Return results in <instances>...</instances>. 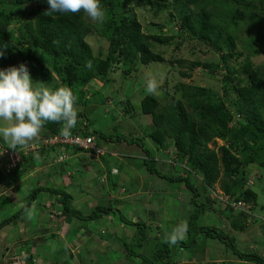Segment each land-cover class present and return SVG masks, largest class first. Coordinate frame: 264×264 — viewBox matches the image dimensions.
Here are the masks:
<instances>
[{"label":"trees","instance_id":"obj_1","mask_svg":"<svg viewBox=\"0 0 264 264\" xmlns=\"http://www.w3.org/2000/svg\"><path fill=\"white\" fill-rule=\"evenodd\" d=\"M125 1L127 0H100L110 11L112 24L107 37L109 42L107 48L97 53L90 41L93 28L85 21L82 12L48 15L45 14L48 8L46 0H0V50L3 51V56H0V69L26 64L32 79L39 87L47 86V81L54 80L55 76L52 72H55L64 87L71 88L76 102L90 104L93 100L97 101L102 92L88 96L86 88L96 79L105 81L109 86L111 82H108L115 78L114 72L123 67L122 65L127 67L126 75L132 74V71H138L139 68L143 69V66L153 69L155 65H163L165 68L167 66L165 58L162 53L154 50V46L157 42H168L174 36L164 35L163 32H145L138 16H133L132 12L125 15ZM177 1H181L186 6L194 5L196 9L185 12L178 10L179 13L176 15L172 13L177 19L176 25L185 33L194 36L198 44L208 46L220 57L216 65L201 60L179 59L178 62L182 67L192 70L201 66L212 69L220 67L219 70L226 84L235 80L240 82L232 86L237 98L233 103H227L217 91L200 84L186 82L178 87L181 89L180 97L172 95L165 105L156 95L147 94L141 101V109L143 113L151 116V122L155 128L150 131L146 130L145 138L137 134V130L140 131L142 128L143 121L132 126L133 128L130 129L133 130L128 132V135H107L97 128L92 129L86 120H81L82 117H87L86 111H78L77 125L72 129V134L92 136L96 146L103 149V153L97 156L94 148H84L78 145H66L61 151L62 146L60 145L42 146L36 151L22 154V159L14 167L6 168L0 165V211L10 208L15 203L5 190L8 188L14 190L16 186V190L19 191L24 186H33L18 198L20 203H23L21 209L10 217L0 219V231L7 226L10 227L9 230L15 225L18 226L23 220L24 209L30 206L32 208L35 200L43 193H50V196L54 198L52 207H56L59 212L57 215V209L55 211L46 209L49 211V217L76 220L77 232L84 231V233L94 235L88 228L87 222L107 216L109 213L117 214L126 210L129 197L133 194L140 196L135 190L138 187L134 188L129 185L130 181L125 183L123 186H128L126 194L108 199L106 204L98 203L92 212L85 214L74 205L75 201L82 198V193L87 190H83L82 186L77 184H64L65 186L59 187L56 186V182L74 176L75 172L82 173L86 171L85 168L92 171L98 166L100 179L106 184L109 183L108 185L113 188L115 194H118L122 185L118 181L117 174L123 167H127L124 160L127 159L130 162L135 161L136 167L144 170L142 171L145 177L144 187L155 186L158 190L164 191L163 194L160 193V196L164 197L169 193V187L174 186L177 190L186 192L188 198L183 203L185 208L179 207V213L188 212V220L184 219L185 213L183 216L181 213L187 225V237L177 244L179 250L196 248L194 257L197 256L198 261L204 260L207 239L211 238L214 239L215 244L223 243L229 249V251L217 249L225 256L220 264L233 263L228 260L232 255L237 256L242 262L246 260L248 264H264V254L255 250L241 249L232 235L233 231L242 232L248 227L252 213L249 211L251 206L250 209L247 206L255 205L259 198L258 191L253 189L248 182L253 168H264V63L256 64L252 59L241 63V71L239 70L241 78L236 75L237 72L232 68V63L242 59L244 50L254 55L264 54V0H135V5L150 6L157 9L155 12H159L170 3L176 4ZM25 3H35L36 6L27 11L23 6ZM21 13L25 16L20 28L23 32L22 38L18 36L15 29H10V25L15 20L13 15L19 16ZM240 29L241 33L243 30L246 32L247 37L242 34L240 36ZM242 42V51H238V46ZM34 50L50 52L52 67L49 68L35 56L32 53ZM251 53L250 57L253 56ZM86 61H92L91 69L86 67ZM181 74L191 77L192 71H182ZM224 88L228 90L227 86ZM120 105H125V103L120 100L116 101V106ZM111 113L113 117H118L117 110L112 109ZM127 114L129 116L128 109H126ZM126 115L124 119L127 118ZM60 127L58 123H46L39 137L34 141L43 136L60 135ZM216 138L225 141L218 149L209 146V142ZM34 141H30L28 145ZM0 144L4 149L12 150L7 148L2 139H0ZM110 144H112L111 150H108ZM58 151L64 153L65 156L59 160V164L55 165L52 173L45 170L43 174L33 175V179H28L32 176L31 171L37 166L38 160L44 159V155H49L48 158L52 157L51 160L56 159L62 155L58 154ZM107 151L115 160L112 156L103 158ZM114 152L119 155H115ZM120 155L124 156L123 160ZM118 160L125 161V164L120 166L121 163H118ZM163 164H167L168 170ZM115 167L117 173L113 172ZM127 169L126 171L129 172L135 170L133 165ZM53 173H59L54 185L49 178ZM106 177L108 178L105 181ZM44 179H47L45 183ZM216 184L223 191V200L210 196L211 190L212 192L218 191ZM71 186L79 190V197H75L73 192L65 189ZM103 189L106 192L105 184H103ZM203 191L207 192L205 196L202 194ZM107 194L109 196L110 193ZM156 199L160 200L159 195ZM11 201H13L12 204H10ZM115 203L125 204V208L121 206L116 208ZM131 204H128V207ZM145 208L142 207L136 216L141 212H146ZM206 210L218 212V220L224 223V227H220L219 230L216 225L212 227L200 224L199 219ZM45 217H47L46 212L43 213L40 223L52 225L53 220L45 221ZM150 217L156 219L153 222L154 225H149L147 220L140 216L136 221H126L128 224L136 225L139 234L132 233L130 234L131 240L123 242L120 233L116 232L118 243L122 242L123 248L128 249V256L132 254L141 256L143 261L149 264H155V261H163L162 264H174V261L164 260V258L171 257L172 246L165 243L163 239L168 233L161 230L160 226L158 227V221L162 218L160 219L154 211ZM121 219L127 220L123 213ZM256 220L264 224L262 217H256ZM177 224H182V222ZM149 226H155L157 235L150 240L152 241L151 255L141 254L140 251L134 249V246H142ZM18 232L21 238L15 241L27 242L28 233L25 235L21 226ZM42 232L36 229L33 233V237L37 238L33 239L29 249L23 250L28 251L29 257L26 261L21 260L20 264H36L34 259L37 257L45 259L49 264H54L59 260L53 253L39 255L38 249L34 248L42 239L39 237ZM11 233L12 230L9 231V234ZM8 236L3 237L0 234V239L4 240L0 241L1 246L4 242L6 246L15 242L13 239L5 241ZM160 238L163 240H158ZM1 251H3L2 248ZM212 262L214 260L207 264Z\"/></svg>","mask_w":264,"mask_h":264},{"label":"rangeland","instance_id":"obj_2","mask_svg":"<svg viewBox=\"0 0 264 264\" xmlns=\"http://www.w3.org/2000/svg\"><path fill=\"white\" fill-rule=\"evenodd\" d=\"M103 9L106 12V20L104 23H96L90 21L88 18L85 17V21L90 24L93 28V33L90 35V41L92 42V46L95 48L96 52L98 53L102 49H106L109 42L107 40V37L110 34L111 31V13L109 10L106 9V7L103 5L102 2H100ZM27 11H30L33 6H36L35 3H25L23 5ZM124 6L126 8L125 15L131 13L133 16L136 15L138 18L142 21L145 32H153V33H164V35L174 36V38L168 42H157L154 46V50L157 52H160L163 54L165 58V64L167 65L165 68L163 65H155L153 69H150V67L146 68V66H143V69L139 68L138 71H132V74L126 75L125 69L126 66L122 65L123 67H120L117 71L114 72L115 78L111 79L108 83H110L109 86H107V83L102 80H95L90 84L89 87L86 88L87 95L91 96L94 95L96 92H102L98 96V100H93L92 103L86 104L84 102L78 103L75 101L74 107L78 111L87 112V117H82L81 120H86L89 122V125L92 127V129H99L103 132H105L107 135L109 134H116L118 136L122 135H128L127 133L132 131L134 125L138 124L139 121H143L141 130H137V134L140 137H144L146 135V130L150 131L153 130L155 127L152 125L151 122V116L149 114H145L142 112L141 109V101L142 99L147 95L145 88H146V81L148 79H155L158 83V92L156 96L161 100L162 104H166L169 98H171L172 95L176 97H180L181 95V89L178 87H181V84L186 82L189 84H200L202 86H206L214 91H217L220 95L223 96L224 100H226L227 103H233L234 99H236L237 94L232 89V86L234 84H240L238 80L233 81L232 83L226 84L223 80V75L219 68L212 69L211 67H198L197 69H190L187 67H182V65L178 62L179 59H186V60H201L205 63H213V65L219 63V54L215 51H211L208 46L201 45L197 43V39L194 38V36L185 33L182 31L178 25H176L177 19L175 16L172 15L174 13H179L178 10H182L183 12L188 10H194L196 9V6H186L181 1H177V3L172 5L171 3L164 7V9H161L159 12L157 9H154L150 6H137L135 5V0H127L124 3ZM212 7V6H210ZM178 8V9H176ZM216 10L215 8H212ZM118 16V15H117ZM17 17V18H16ZM13 18L15 20L10 25V29H15L17 31V34L19 37L22 38V30L21 24L22 20L25 19V16L21 13L19 16L17 14L13 15ZM241 34L244 37H247L246 32L243 30L241 33L240 29V36ZM242 44H239L238 51H242ZM243 56L242 59L240 58V61L236 63H232V68L237 72V76L241 78V74L239 73V70L241 71V63L245 62L248 59H252L256 64L264 63V54H253L247 50L242 51ZM35 56L40 58L49 68H51V60L52 54L48 51H41V50H34L32 52ZM250 53L253 54V56L250 57ZM49 59V60H48ZM164 68V69H163ZM163 69V70H162ZM162 70V71H161ZM161 71V72H160ZM165 71V72H164ZM182 71L191 72V77H186L181 74ZM55 76L54 80H49L46 82V85L50 89H56L61 87L62 82L57 77L55 72H52ZM126 77L124 78V76ZM34 87H39L38 84H35V80H33ZM63 85V84H62ZM64 86V85H63ZM225 86L228 87V90H225ZM101 96H103V99H101ZM123 101L126 105H120L116 106V101ZM129 110V116L126 115V109ZM112 109L117 110L118 117H113L112 115ZM232 113H234L231 110ZM124 115L127 116L126 119H124ZM236 121V120H235ZM241 121L242 118H241ZM133 126V127H132ZM44 129V128H43ZM144 130V131H143ZM132 137V136H131ZM130 137V138H131ZM225 141L221 138H216L209 142V146L215 149H218L220 145L224 144ZM106 144V143H104ZM114 145V143H113ZM126 145V144H125ZM112 144L109 145L108 150H111ZM62 152L58 151V154ZM115 155H119V153L114 152ZM109 156H112L108 151L106 154H104L103 158H108ZM160 156V154H159ZM49 155H44V159H39L37 166L34 168L35 170L32 171V176L28 177L29 180L33 179L36 175H41L44 173V171H52L56 164L60 163V156L58 158H54L51 160V158H48ZM124 157V156H123ZM121 155L120 158L122 160L124 159ZM113 158V156H112ZM158 158V156H157ZM115 160V158H113ZM126 161V166L131 167L133 165V168L135 169L133 172L126 171L128 170L127 167L120 170V173L118 175V181L122 185L120 189L118 190V194H115V191L112 190L110 185L106 184L104 181L100 179V172L98 169V166H96L95 170L89 171L87 168H85L86 171L75 172L74 176L65 178L61 182L58 180L56 182V186H65L64 184H77L81 185L83 190H87L86 192L82 193V198L77 199L78 201H75L74 207L81 210L85 214H88L92 212L94 208V204L92 205L90 201H93L95 204H106L108 199H113L117 196H122L126 194L127 192L125 183H129V185H132V187L135 186L138 187L135 190L138 192L139 195L133 194L132 197H129V201L126 205V210L121 211V213H109L108 216L115 217V221L117 220L116 225H114L113 228H111V232L108 229V226L106 229H104L106 226L103 222H105V219L108 216H101L99 218H95L91 221L87 222L88 228L91 230V232L97 233V228L99 227L98 231H101V228L107 232L109 237L106 239L108 242L109 240H112V242L115 243L114 248L121 250V253H118V256L114 257V260H104V261H94V258L89 257V247H85L87 245L85 244H79L77 241V227L71 226V236L66 239L61 238V234L57 233L59 229V221H54L55 225H50L49 223H40V220H42V215L44 212H46L47 217H45V221L51 220V217H49L48 212L46 211V203L48 201V197H50V193H44L43 195L39 196V200L41 199V204L34 205L32 209H34L35 212V218L33 220H28L23 216L22 222L19 223V225H15L14 228H12V233L9 234V236L5 239V241H12V239L15 241L16 239H20V233L18 234L19 226L23 229V233H28L27 242L20 243L18 241H15L14 244H11L9 246H6V243L4 242L0 248L3 249V251L0 250V264L4 261H13L14 264H20L21 260H27L28 257V251L30 248L33 239L37 237H33V233L36 231V229L40 228V231H43L42 233L44 235H41L40 237L44 239L46 242L50 244L49 251L46 248V242H41L42 239L39 240V244H37L38 254L39 255H45L46 253L50 252V254H54L56 258H60V254H69L73 252V255L80 254L78 249L82 250L81 256L85 258V260L82 261L83 264H149V262L143 261L141 256L138 255H129L128 256V249H122L123 246L120 245L117 241V236L115 235L116 232L120 233V238L125 241H130V234L136 233L139 234V231L136 229V225L128 224L126 221H136L138 220V217L140 216L142 219L147 220V223L149 225H154V219H151L150 215H152V212L154 211L155 214L159 215V218L161 220L158 221V227L160 226V229L165 231L166 233H171L172 229L176 227L178 222H182V224H186L185 218L188 217V212L185 213L184 219L182 218L181 213H179V207L184 209L183 203L187 200V194L186 192L180 191L176 189V186L169 187L168 190L169 193H167L164 197L160 196V193L163 194L164 191L158 190L157 187H144L145 184V177L144 172L142 173V169H139L136 167V162H130L127 159H124ZM160 160V158L158 159ZM125 161L120 162L118 160V163H121L120 166L125 164ZM128 163V164H127ZM130 163V164H129ZM139 163V162H138ZM165 169L168 170L167 164H163ZM117 167H120L116 165ZM139 166V165H138ZM116 168V167H115ZM52 173V172H51ZM72 173V172H69ZM117 173V172H116ZM59 173H57L58 175ZM34 175V176H33ZM27 177V176H26ZM108 178V177H106ZM47 179H44V183ZM52 184L54 185L53 179H51ZM103 184L106 185V192L103 189ZM250 186H252L253 189L257 190L259 193V198L256 204L248 205L250 206V212L252 213V217H250L248 222V227L244 231H233V236L235 237V243L243 250H255L258 251L261 254H264V224L261 223V221L256 220V217H262L264 219V168H253L250 176V180L248 182ZM124 185V186H123ZM61 186V187H63ZM33 186L28 185L21 188V190H16V186L14 187V190H8V195L10 196L11 201L10 204L12 206L10 208H7L5 210L0 211V219H3L5 217H10L13 213H15L18 209H21V204L19 201V197L23 196L24 193H27ZM68 187V186H67ZM65 188V187H64ZM216 188H218V191L209 192L214 198L221 199V195L223 194V191L220 189L219 185L216 184ZM68 192H73L75 197H79L78 189H74L72 186L70 188H65ZM107 193H110L109 196ZM156 193V194H155ZM207 192L203 191V196H205ZM154 195V197H153ZM159 195V199H156V197ZM88 196V197H87ZM136 196V197H135ZM54 200V198H53ZM223 200V199H222ZM7 202V200H5ZM9 201V200H8ZM90 203H89V202ZM131 203H136L131 204ZM9 204V205H10ZM128 204H131L128 207ZM253 205V206H252ZM125 208V204L122 205L120 203H115V207ZM142 207H146L144 210L146 212H141L138 216L136 214L139 212V210H142ZM31 208V206L29 207ZM178 209V210H177ZM122 213L124 214L125 218L127 220L121 219ZM162 216V217H160ZM181 218V220H180ZM122 221H121V220ZM176 219V220H174ZM188 220V219H187ZM176 221V222H175ZM200 224L204 225H210L214 227L216 225L220 230V227H224V223L218 220V212L206 210L199 219ZM124 222V223H123ZM15 223V222H14ZM157 227V228H158ZM9 226L3 229L5 233H8ZM155 226L151 227L149 226L148 232L145 235L144 243L142 246H134V249L140 251L141 254H150L151 251V239H154V237L157 235L155 231ZM51 230L52 234L50 233ZM104 232V233H105ZM103 233V231H102ZM113 238H110L111 234ZM2 236L3 232L0 233ZM26 235V234H25ZM65 235V234H63ZM90 235V236H89ZM91 233H85L84 240H88L89 243L92 242V240L97 237V234L93 235ZM187 237V234H186ZM82 239V238H81ZM73 241V244L76 245V249H73L71 245L68 247L66 243ZM158 240H163L162 238ZM3 242L4 240H1ZM58 242V249L52 250L51 245L53 242ZM202 241V240H201ZM17 242V244H16ZM13 243V242H12ZM206 251H205V259L204 260H197L198 257H194L196 248L193 249H187V248H181L180 250L177 248V244L172 245V255L171 257L164 258L166 262L174 261V264H207L211 260H214L211 264H220L221 260H224L225 258L224 254L221 253L217 249H228L226 245L223 243H214V239L208 238L206 243ZM64 246V248H63ZM122 246V248H121ZM155 250V249H153ZM3 254L5 255V258H3ZM96 257H99L100 254H96ZM194 257V258H193ZM227 259V258H226ZM229 264H248V262L241 261L237 256H230ZM61 262V260H59ZM67 261V259H66ZM69 263H73L72 260H68ZM216 262V263H215ZM163 261H155V264H162Z\"/></svg>","mask_w":264,"mask_h":264},{"label":"clouds","instance_id":"obj_3","mask_svg":"<svg viewBox=\"0 0 264 264\" xmlns=\"http://www.w3.org/2000/svg\"><path fill=\"white\" fill-rule=\"evenodd\" d=\"M45 14H79L92 22L104 23L106 12L100 0H46ZM0 56L3 51L0 50ZM92 68V61H86ZM33 79L26 64L0 69V139L7 148L18 150L36 140L46 123L61 125L59 133L68 138L77 125L78 113L74 107L76 97L69 87L50 89L47 86L34 87ZM145 91L156 95L158 83L155 79L146 81ZM2 154V153H0ZM24 216L35 218L34 209L26 207ZM187 225L179 224L163 239L170 246L186 238Z\"/></svg>","mask_w":264,"mask_h":264},{"label":"crops","instance_id":"obj_4","mask_svg":"<svg viewBox=\"0 0 264 264\" xmlns=\"http://www.w3.org/2000/svg\"><path fill=\"white\" fill-rule=\"evenodd\" d=\"M88 169V168H87ZM35 169L33 168V170L32 171H34ZM32 171H31V173H32ZM56 176H57V174L55 173H53L49 178L50 179H53V181H57V178H56ZM106 179L107 178H105V181H106ZM102 180V179H101ZM109 184V183H108ZM10 189V188H9ZM9 189H7V190H5V192L6 191H8ZM75 189V188H74ZM76 190V189H75ZM77 191V190H76ZM44 194V193H43ZM42 194V195H43ZM41 196V195H40ZM39 198V197H38ZM37 198V200H35V205H38V204H41V199L39 200ZM53 198L50 196V197H48V201H47V203H46V209L47 210H54L55 211V209H57L56 207L55 208H53L52 207V203H53ZM89 202V201H88ZM91 202V204L93 205L94 204V206L96 205L93 201H90ZM89 202V203H90ZM57 212H59V210L57 209L56 210V214L58 215V213ZM108 216V215H107ZM51 220H53V224H52V226L53 225H55L54 224V221H59V229H58V231H56L57 233H60L62 236H61V238L62 239H66L67 237L69 238V236H71V230H70V227L71 226H78V223H77V221L76 220H73V219H70V220H68V218L67 219H64V220H62V219H57V217L56 216H51ZM114 219H116L115 217H112L111 215L110 216H108L106 219H105V222H103L106 226H104L105 228L104 229H106L107 228V226H108V229L110 230V232H111V228H113L114 227V225H116V223H117V220L115 221ZM62 220V221H61ZM69 221H71V222H69ZM100 227V226H99ZM99 227L97 228V233H94L95 235L97 234V237H95L93 240H92V242L91 243H89L88 242V240H84L83 238H84V236H85V233H84V231L82 232V231H79L78 233H77V236H75L76 238H77V241L79 242V244H85V245H87V246H85V247H89L90 249H89V252H88V254H89V257H91V258H94V261H104V260H111V261H113L114 260V257L115 256H118V253H121V250L119 251L118 249H116V247L114 248V245H115V243L114 242H112V240H109L110 242H108L106 239L109 237V235L107 234V232H105L102 228H101V231L99 232L98 231V229H99ZM39 230H40V228H39ZM9 231H11V230H9ZM9 231H8V233H5V231H3V230H1L0 231V233L1 232H3V235H5V237L6 236H8L9 235ZM52 231H54V230H51L50 231V233L52 234ZM102 231H103V233H102ZM105 232V233H104ZM19 233V232H18ZM40 234V233H39ZM63 234H65V235H63ZM92 234V233H91ZM111 234V233H110ZM41 235H44L43 233H41ZM40 235V236H41ZM39 236V237H40ZM90 236V235H89ZM93 236V235H92ZM111 237L110 238H113L112 237V234L110 235ZM4 237V236H3ZM82 238V239H81ZM42 241H45V240H42ZM46 242V241H45ZM15 242H13V243H11V244H14ZM120 245H122V242L121 243H119ZM46 248H47V250L49 251V249H50V244L48 243V241L46 242ZM66 245L69 247L70 245H71V247L73 248V249H76V245H74L73 244V241L71 240V243L70 242H68V243H66ZM35 249H37V246L36 247H34ZM63 248H64V246H63ZM121 248H122V246H121ZM51 249L52 250H57L58 249V251H59V248H58V242L56 241V242H53L52 243V245H51ZM122 249H124V248H122ZM0 250H1V248H0ZM78 251H79V253L80 254H78V255H73V252H71L70 253V255L68 254H64V253H62V254H60V258H59V260H61V262L58 260L56 263H54V264H83L82 263V261L83 260H85V258H83V256H81V253H82V250L81 249H78ZM50 252H48V253H46V254H49ZM100 254V256L99 257H96L95 255L96 254ZM45 254V255H46ZM29 257V256H28ZM28 257H27V259H28ZM3 258H5V255L3 254ZM41 259H43V258H41ZM41 259L40 258H35L34 259V261H35V263L36 264H49L45 259H43V261L41 262ZM66 259H67V261H66ZM68 260H72V262L73 263H69V261ZM26 261V260H25ZM12 261H4V262H1L2 264H14V263H11Z\"/></svg>","mask_w":264,"mask_h":264},{"label":"built area","instance_id":"obj_5","mask_svg":"<svg viewBox=\"0 0 264 264\" xmlns=\"http://www.w3.org/2000/svg\"><path fill=\"white\" fill-rule=\"evenodd\" d=\"M52 145H60L62 146V149L64 146H74L78 145L80 147L84 148H94L97 156L101 153H103V149L100 147H97L94 138L92 136H82L79 134H72L70 137L65 138L61 135H50V136H43L41 139L34 141L32 144L21 147L18 150H9L4 149L2 145L0 144V165L5 166L6 168H11L16 166V164L22 159V154H27L30 151H36L37 149H40L42 146H52ZM64 153L60 156V160L64 158ZM4 160V161H3ZM113 172L116 173L117 169L114 168ZM222 199V195L220 196Z\"/></svg>","mask_w":264,"mask_h":264}]
</instances>
